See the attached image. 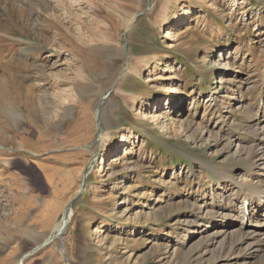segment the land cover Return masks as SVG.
Instances as JSON below:
<instances>
[{"label":"rangeland","instance_id":"1","mask_svg":"<svg viewBox=\"0 0 264 264\" xmlns=\"http://www.w3.org/2000/svg\"><path fill=\"white\" fill-rule=\"evenodd\" d=\"M261 91L264 0H0V264L48 238L93 158L61 238L23 264H221L214 245L194 247L205 223L192 233V221L221 176L250 182L249 161L216 153L205 134L193 145L176 121L219 128L222 112L235 140L251 123L239 101ZM106 149L111 170L99 174Z\"/></svg>","mask_w":264,"mask_h":264},{"label":"bare ground","instance_id":"2","mask_svg":"<svg viewBox=\"0 0 264 264\" xmlns=\"http://www.w3.org/2000/svg\"><path fill=\"white\" fill-rule=\"evenodd\" d=\"M187 12L188 7L185 3H183L180 10L176 13V15H174L173 26L179 24L181 20L183 21ZM165 32V36L170 40H176L182 34V32H179V30L174 27L167 29ZM221 56L223 55H219L218 58L222 59ZM224 58L225 57L223 56V59ZM165 70L166 72H173L171 67H166ZM165 92L176 93L177 89H175V87H166ZM244 101H239L237 110H239V113H241L240 110H243V112H248V119L251 123L250 125H245V128L242 127V133L244 135H242L240 138H235V140L232 139L234 135L231 136L229 130L226 131L223 129V124L226 123L225 121L227 119H224V114L222 112H220V116L217 119V121L219 120L222 122V125L219 128H217V126H214L213 128H201L199 126L195 129H192L191 123L181 121L180 119L176 121L179 128L181 129V132L184 133V136L188 138L193 145L202 142L203 136L205 134L207 135L206 141H211V144L215 148H218L215 150L216 153L220 152L221 150L225 153L232 152V155L239 160L245 161L248 159L249 161L246 179L250 182L243 183V181L239 182L231 179V176L229 175L221 177L219 175V177L222 179L220 186L216 184L214 191H209V194L211 195L210 203L205 206H199L198 215H195L197 219L195 222L192 221V231L194 230L192 233H195V231L198 230L197 227L201 223H205L203 225L205 227L204 231L199 233L201 238L197 240V243L194 244V247H197V249L200 248L201 251L206 252L210 246L214 245V251L218 252L217 259L215 260H221V264H248L254 255L257 256V264H264V251L263 256L258 255L264 249V228L259 229L260 227H264V91L260 92L256 101ZM175 105L177 106L171 107L172 103H169V108H175V112H180L178 102ZM142 106L148 105L143 103ZM229 109L232 110L230 105ZM158 119L162 120L164 118L158 117ZM176 123L175 120H170L168 123V128L171 131L173 130L174 133H176V130H174ZM214 128H217L218 133L220 130L222 135L219 136L215 132H212V129ZM117 143H126L125 134L119 138ZM126 150L127 149H125V151ZM111 153V150L106 149L101 155L100 163H98L96 166L97 172L99 174L104 173L105 170H111L110 168L105 167L107 162L113 161L110 156ZM92 163L93 161L89 163L90 165L88 171L93 169ZM243 175H245V173ZM254 182L255 184L259 185H257V187H262L260 189H256V187L253 186ZM191 191L193 190L190 189L189 194ZM195 191V195L199 194L198 197H203V194L200 192V188H197ZM217 191L221 192V196L220 199L216 201L214 200V197L217 195ZM194 199L196 198L193 197L191 200H189L191 206L198 205ZM245 203H248L247 212H245L244 209ZM120 204H122V202H120ZM218 211H221V213H217ZM71 215V208L68 211L67 209L64 210L61 220L58 221L52 228L51 234L55 235L52 242L60 237L61 231L64 225L67 224V221L71 218ZM201 215L203 219L200 218ZM212 216H214V219H212ZM118 217L121 218L123 215L117 213L113 214L110 220V226H118ZM251 226H256V228ZM93 234L94 235L91 239L97 238V236L99 237L100 231H98L96 228ZM47 239L44 242H46ZM203 252H201V254ZM188 253H191V250ZM228 256H230L232 259ZM211 257H213V255ZM214 257H216V255ZM228 258L229 261L225 262L224 260ZM213 261V259L207 260L206 264H215V261Z\"/></svg>","mask_w":264,"mask_h":264},{"label":"water","instance_id":"3","mask_svg":"<svg viewBox=\"0 0 264 264\" xmlns=\"http://www.w3.org/2000/svg\"><path fill=\"white\" fill-rule=\"evenodd\" d=\"M152 0H150V2H151ZM104 101H102V102H100V105H99V109L101 110V107H102V105L104 104V102H105V98H102ZM97 126H98V130H99V132L101 131V127H100V117H99V113H98V117H97ZM97 157V156H96ZM91 161H93V163H92V166L94 165V162H95V160H94V158L91 160ZM91 161L89 162V163H91ZM89 165L90 164H88L87 165V167H86V169L84 170V172H83V178H82V182H81V187H80V192L78 193V195L77 196H75L74 198H73V200L70 202V204L67 206V211L71 208V206H72V203L76 200V198L84 191V189H85V180H86V176H87V174H88V169H89ZM67 215V214H66ZM66 226H67V224L64 226V228L63 229H66ZM54 234H51L50 233V235L48 236V239H47V241L46 242H44V243H41L40 245H38L37 247H34L33 249H31L27 254H25V255H23V257L21 258V259H19V263L18 264H23V262H24V259H26L27 257H29L30 255H32L34 252H36V251H38V250H40L41 248H44L45 246H47V245H49L51 242H52V240H53V238H54Z\"/></svg>","mask_w":264,"mask_h":264},{"label":"crops","instance_id":"4","mask_svg":"<svg viewBox=\"0 0 264 264\" xmlns=\"http://www.w3.org/2000/svg\"><path fill=\"white\" fill-rule=\"evenodd\" d=\"M42 173H44V175H45V174L47 173V170H46V169H45V170H43V171H42Z\"/></svg>","mask_w":264,"mask_h":264}]
</instances>
